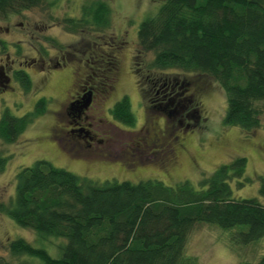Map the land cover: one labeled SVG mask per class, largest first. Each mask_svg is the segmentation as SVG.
I'll return each instance as SVG.
<instances>
[{
	"label": "trees",
	"instance_id": "obj_1",
	"mask_svg": "<svg viewBox=\"0 0 264 264\" xmlns=\"http://www.w3.org/2000/svg\"><path fill=\"white\" fill-rule=\"evenodd\" d=\"M57 1L0 0V19ZM87 12L92 24L108 27L104 3L94 2ZM137 40L144 53L152 54V70H178L216 81L226 95V126L245 132L264 128V0H161L156 13L138 26ZM19 83L27 91L31 87L28 77H19ZM154 104L164 107L166 100ZM46 105L40 98L23 116L5 109L0 144H14ZM158 111L165 114L164 108ZM110 113L125 125L134 124L126 97ZM8 159L0 152V171ZM245 169L246 159L238 157L202 175L197 185L99 183L38 160L16 174L14 196L0 209L40 241L61 240L55 247L58 256L23 239L9 243L10 254L27 257L18 264H195L184 258V249L197 224L232 231L238 245L264 237V175L259 177L263 201L232 194V181L243 185L240 181L248 180ZM0 264L6 263L0 259ZM244 264H264V257Z\"/></svg>",
	"mask_w": 264,
	"mask_h": 264
},
{
	"label": "rangeland",
	"instance_id": "obj_2",
	"mask_svg": "<svg viewBox=\"0 0 264 264\" xmlns=\"http://www.w3.org/2000/svg\"><path fill=\"white\" fill-rule=\"evenodd\" d=\"M98 1L109 10V25L104 29L92 24L87 12V8ZM160 2L59 0L50 6L46 2L20 16H10L14 23L11 24L13 35L1 38L17 43L25 36L18 24L23 22L28 26V22L35 39L27 37L26 44L48 50L52 56L55 50L58 56L69 55H65L66 66L51 73L44 88L38 87V79L44 74L27 69L32 82L29 90L16 84L14 94L5 96L4 105L15 116L31 112L40 98H44L47 105L14 144H0V152L9 158L0 171V205L7 204L14 196L16 174L38 160H46L55 167L99 183L105 180L133 183L158 180L174 186L183 181L197 185L202 175H210L220 165L244 157V178L248 180L240 181L243 185L231 182L233 197L263 201L259 195V177L264 175V128L245 132L226 126L223 123L226 95L216 81L178 70H152V54L140 49L138 26L147 16L156 13ZM83 22L90 28L75 33ZM44 24L49 27L46 33L42 30ZM51 25H54L53 29ZM44 35L54 39L51 52L50 43L42 39ZM45 58L49 59L48 56ZM77 60L85 70L82 79L91 76L92 72L96 76L86 85L94 88L87 118L75 124L72 120H57L51 111L64 104L67 91L71 94V72L78 66ZM97 61L99 67L94 63ZM114 77L113 89L108 90ZM102 83L106 86L102 87ZM170 85H174V89L166 90L170 94L164 107L151 103ZM123 97L131 105L135 117L133 125L115 120L110 113L114 103ZM151 105L154 108L150 109ZM160 108H164L165 114L158 111ZM66 121H72L73 125ZM153 126L169 130L166 148L147 145ZM82 128L83 132L74 131ZM57 129H63L65 133H58ZM231 235L232 231L218 226L197 224L188 235L184 258L193 259L195 264H244L255 263L264 257V237L238 245ZM38 238L33 231L18 226L0 209V259L4 263L18 264L27 259L10 254L9 243L15 239H23L37 247L44 245L48 254L56 258L55 247L61 240L40 241Z\"/></svg>",
	"mask_w": 264,
	"mask_h": 264
},
{
	"label": "flooded vegetation",
	"instance_id": "obj_3",
	"mask_svg": "<svg viewBox=\"0 0 264 264\" xmlns=\"http://www.w3.org/2000/svg\"><path fill=\"white\" fill-rule=\"evenodd\" d=\"M23 13L15 14L13 16H20ZM79 20V19H77ZM0 22L4 25L0 24V115L5 110L8 109L7 106L4 104L6 103V95L14 94L16 91V84H19V77L29 76V72L27 69H31L33 72H40L42 75L38 79V87L39 89H42L45 87V84L48 82V76L51 75V73L59 72L61 69H63L66 66L65 61V55L69 54H62L61 56H58L57 50H55L54 55L52 56L49 54L48 50H41L38 47L30 46V44H26L28 42L27 37H30L31 39H35V36L32 34V32L29 29V23L27 22L28 26H25L23 22H20L18 24V27L20 30L24 31V35L22 39H19L17 43H23V45L17 44L11 40H5L1 37H9L13 35L11 26L14 24L10 21V18H1ZM12 24V25H11ZM84 24V22H83ZM81 25L80 28H77L75 33L77 32H85L86 27L85 24ZM89 26V25H88ZM17 28V26H14V28ZM49 27L47 25L42 26V30L46 33L48 32ZM54 28V25H51V29ZM90 28V27H87ZM103 29V28H102ZM42 39L45 42L50 43L49 50L50 52L53 50V47L55 46L53 44L54 39L51 36H42ZM37 41L39 42L37 37ZM30 43V42H29ZM28 47H25V46ZM85 53V52H84ZM83 53V54H84ZM31 54H34L32 56ZM11 56H13L11 58ZM32 56V57H30ZM48 56L49 59H46L45 57ZM97 57H100V55H97ZM113 62V60H112ZM77 65L74 71L71 72L72 77V83H71V94L68 93V91L65 94V99L63 100L64 104L59 106L56 111H51V115H53L54 118L57 120H60L61 118L66 120H72L75 124L78 123L80 120H84L87 118L86 112L90 109V104L92 103L93 96H92V90L94 89L87 87L86 85H89V82L91 79H93L94 76H96L95 72H92V75L82 79L81 76L84 73L83 67H80L78 60ZM99 67V61L94 62ZM115 70V66L112 67ZM98 71V70H97ZM116 74V73H115ZM28 75V76H27ZM115 76V75H114ZM31 81V80H30ZM116 78H112L108 86V90L113 89V86L115 84ZM75 82V83H74ZM77 83V84H76ZM32 84V82H31ZM84 85V86H82ZM102 87L106 86L105 84H101ZM174 85L166 86L163 91L162 98L157 97L154 101L164 100L168 97V94L166 93V90L170 89L173 90ZM23 88V87H22ZM160 92V91H159ZM165 92V94H164ZM73 93V94H72ZM172 95V94H171ZM154 101L151 103L154 104ZM58 102V100H56ZM152 104V105H153ZM167 104V103H166ZM151 105V106H152ZM150 108V107H149ZM185 106L183 107V109ZM72 121H66L67 123H71L73 125ZM180 124H182L181 121H179ZM190 125V123L188 124ZM72 130L73 129H69ZM74 131L83 132L82 129H74ZM58 133H65L63 129H57ZM52 133V130H51ZM54 133V131H53ZM170 136L169 130H167L166 127H152V132L149 135V140L147 141V145L151 147L160 146L162 148L167 147V140ZM50 138V137H49ZM183 146L181 147V149Z\"/></svg>",
	"mask_w": 264,
	"mask_h": 264
}]
</instances>
